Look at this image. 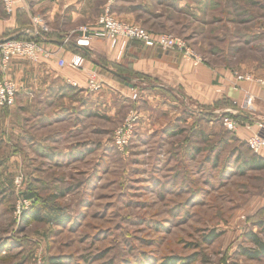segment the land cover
Segmentation results:
<instances>
[{
	"label": "rangeland",
	"instance_id": "obj_1",
	"mask_svg": "<svg viewBox=\"0 0 264 264\" xmlns=\"http://www.w3.org/2000/svg\"><path fill=\"white\" fill-rule=\"evenodd\" d=\"M176 10L171 34L204 62L264 76V0H177ZM119 113L97 117L101 130L84 157H0V181L11 178V164L21 170L13 182L24 179L19 188L0 185V264H37L39 258L44 264H264L242 254L253 248L249 233L264 234V170L188 171L177 157L170 160L180 172L170 173L167 156L158 164L132 148L128 155L117 150ZM86 140L75 137L67 147L87 146ZM33 193L56 197L70 223L58 225L46 214L26 226L15 207ZM213 231L219 238L206 242Z\"/></svg>",
	"mask_w": 264,
	"mask_h": 264
},
{
	"label": "crops",
	"instance_id": "obj_2",
	"mask_svg": "<svg viewBox=\"0 0 264 264\" xmlns=\"http://www.w3.org/2000/svg\"><path fill=\"white\" fill-rule=\"evenodd\" d=\"M106 2L28 0L30 9L8 16L0 0V41L25 29L32 16L41 15L51 29L45 46L58 52L56 57L38 63L12 58L7 73L0 68V80L9 78L18 86L15 105L0 109V157L14 160L21 155H39L49 161L53 156L67 158L71 152L84 157L91 153V136L101 130L98 116L114 117L119 109L123 111L119 113L122 122L128 109H137L142 120L132 144L134 155L155 156L153 162L158 164L167 156L170 173L178 171L170 160L177 157L182 170L193 171V166L203 172L221 170L222 166H226L225 172L250 170V158L256 154L248 149L247 141L254 134L264 139V86L237 81L236 73L264 76L225 64L194 66L177 51L148 48L138 41L121 50L108 40L92 39L89 47L73 44L77 53L68 50L62 44L64 37L79 26L97 27ZM176 6L177 0H115L111 11L118 20L157 36L175 30ZM73 55L84 57L82 69L59 66V58L70 60ZM90 75L103 82L100 91L87 88ZM134 93L139 95L137 101L132 99ZM247 99L250 103L245 107ZM229 110H235L241 122L236 133L227 132L221 119L204 116L210 112L227 115ZM75 137L87 138V146L75 142L70 151L67 146ZM256 156L264 160V149ZM16 165L11 164V178L8 182L3 179L0 185H15L12 174L21 171Z\"/></svg>",
	"mask_w": 264,
	"mask_h": 264
},
{
	"label": "built area",
	"instance_id": "obj_3",
	"mask_svg": "<svg viewBox=\"0 0 264 264\" xmlns=\"http://www.w3.org/2000/svg\"><path fill=\"white\" fill-rule=\"evenodd\" d=\"M115 0H107L104 12L97 20V27L79 26L64 37L62 44L64 46L75 44L77 47H89L92 39L108 40L113 48L125 49L129 42L138 41L148 48H159L162 50H173L179 52L182 57L198 66L204 62L203 57L190 48L188 42L179 36L171 33L153 35L147 29L118 20L111 11ZM4 11L8 16H13L17 12L30 9L28 0H1ZM26 38L21 39L12 37L11 40L0 41V68L3 73L9 71L10 60L15 57H23L33 63L52 59L58 52L45 46L49 41L51 29L41 15H34L31 24L23 30ZM60 67H71L82 69L85 59L81 55H73L70 60L64 58L58 59ZM237 81L256 82L264 86V78L254 76L252 73H236ZM73 87H78L77 83H71ZM103 82L98 80L97 75H90L87 88L92 92H98L102 89ZM18 95L17 84L9 78L0 80V109L10 108L15 105ZM133 101L139 99V95L134 93ZM250 99L245 101V107H248ZM229 113L223 118V126L229 133H236L241 122L238 119V113L235 110H229ZM140 120V114L137 110H130L128 116L117 127L114 132L113 143L119 152L128 155L132 148L136 129ZM248 148L256 155H259L264 149V139L258 134H254L247 141ZM23 176L16 177L15 184L19 188L23 183ZM31 199L22 197L16 204L15 215L20 217L22 213L28 211L32 206ZM37 264H44L43 259L39 258Z\"/></svg>",
	"mask_w": 264,
	"mask_h": 264
},
{
	"label": "trees",
	"instance_id": "obj_4",
	"mask_svg": "<svg viewBox=\"0 0 264 264\" xmlns=\"http://www.w3.org/2000/svg\"><path fill=\"white\" fill-rule=\"evenodd\" d=\"M107 4V2H106ZM104 12V11H103ZM21 12H17L15 15H21ZM28 25V24H27ZM30 25H28L26 28H28ZM23 29V30H25ZM23 30L18 32L16 35L11 36L12 37H17L24 39L26 38V35L23 33ZM50 37V34L48 35ZM63 39V38H62ZM68 50L73 51L74 53H77L75 51V48L73 45H68L66 46ZM204 116L208 118H219L223 120V118L226 116V114L222 115H214L211 112L210 113H204ZM249 149V148H248ZM250 150V149H249ZM251 151V150H250ZM255 162L253 163V161ZM250 168L251 170H264V160H261L258 156L255 155V157L250 158ZM245 172L246 169H243L241 172ZM25 186H27L28 190L31 188L29 183H27ZM31 191V190H30ZM32 195V196H31ZM56 196V195H52ZM26 198H30L33 200L32 207L28 211L24 212L23 214V221L26 226L32 224L33 222H41L45 219L44 215H49L51 216L52 220L58 224V225H65L70 223V218L66 215V211L61 208L60 206L56 205L55 198L52 197L53 201L51 199H44L41 195L38 193H33V194H25ZM219 234H217L215 231H213L207 238L206 242L211 243L214 242L219 238ZM247 240L249 243L253 245L252 249H244L242 251V254L250 260H257L260 258H264V234L260 236L258 233H249L247 235ZM164 264H177L176 261L173 259L167 260Z\"/></svg>",
	"mask_w": 264,
	"mask_h": 264
},
{
	"label": "water",
	"instance_id": "obj_5",
	"mask_svg": "<svg viewBox=\"0 0 264 264\" xmlns=\"http://www.w3.org/2000/svg\"><path fill=\"white\" fill-rule=\"evenodd\" d=\"M12 38H9L8 40H11Z\"/></svg>",
	"mask_w": 264,
	"mask_h": 264
}]
</instances>
